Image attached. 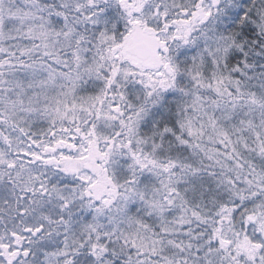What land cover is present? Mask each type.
I'll return each mask as SVG.
<instances>
[{"label":"snow or ice","instance_id":"6c2138e0","mask_svg":"<svg viewBox=\"0 0 264 264\" xmlns=\"http://www.w3.org/2000/svg\"><path fill=\"white\" fill-rule=\"evenodd\" d=\"M0 264H264V0H0Z\"/></svg>","mask_w":264,"mask_h":264}]
</instances>
